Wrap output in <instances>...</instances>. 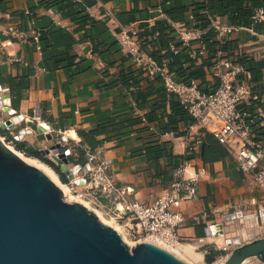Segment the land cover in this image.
<instances>
[{"label":"crops","instance_id":"0c3cea01","mask_svg":"<svg viewBox=\"0 0 264 264\" xmlns=\"http://www.w3.org/2000/svg\"><path fill=\"white\" fill-rule=\"evenodd\" d=\"M156 3L0 0V29L9 24L26 29L31 17L27 9L45 28L40 50L31 41L19 42L0 32V84L7 88L17 112L31 119L39 104L41 121L53 128L54 139L48 140L32 123L23 121L21 125L34 129L22 141L39 150L65 135L63 148L70 149L71 162L84 164L86 152H93L104 161L106 173L117 186L130 187L129 198L143 203L155 200L183 161L191 164L186 174L203 167L197 196L179 206L184 222L178 228V243L192 247V252L179 248L180 256L202 264L205 251L220 244L218 237L206 235L205 226L227 223L225 215L234 210L256 213L264 206V187L253 173L239 169L227 147L212 133L196 124L190 126L193 118L175 93L167 91L160 78L146 75L116 41L113 29L147 19L148 8ZM205 11L200 10L207 14L204 27L208 32L202 43L206 53L197 61L189 59L185 46L173 53L166 41H157L147 30L140 34L146 37L154 57L169 60L175 79H193L201 90L208 91L219 82L213 72L219 42L210 27L211 14ZM190 14L187 23L199 25ZM214 15L224 24L242 26L223 36V49L244 66L246 72L239 79L253 83L258 99L251 107V137L264 145V116L258 113L264 111V27L250 19L248 24H237L229 12ZM12 54L28 64L6 60ZM18 126L11 131L16 133ZM6 133L10 135V131ZM186 135L201 141L195 144L190 139V149Z\"/></svg>","mask_w":264,"mask_h":264},{"label":"built area","instance_id":"2783aa9c","mask_svg":"<svg viewBox=\"0 0 264 264\" xmlns=\"http://www.w3.org/2000/svg\"><path fill=\"white\" fill-rule=\"evenodd\" d=\"M156 1L154 6L148 8L150 15L147 19L128 22L113 29L116 41L146 75L160 78L165 89L175 93L177 99L193 118L190 126L196 124L212 133L227 147L239 169L253 173L254 179L264 187V145L251 137V123L254 117L249 109V106L258 99V95L254 91L253 83L246 79H239V76L246 72L244 66L223 49V36L242 26L224 24L218 16H209L210 27L215 30L219 42L213 60V72L219 82L214 88L203 91L193 79L189 82L175 79L168 68L169 60L154 57L146 37L140 33L150 29L154 36H158L159 31L153 30L151 26L157 20L166 21L172 30V38L168 40L171 51L178 53L185 46L189 59L197 61L206 53L202 43L208 28H200L193 23L189 25L187 20L173 21L165 12V5L169 3V0ZM26 13L31 16L26 29L9 24L4 29H0V32L19 42L31 41L35 48L40 50L41 35L45 28L36 21L30 10L27 9ZM190 18L193 20L192 14ZM250 18L252 22L260 23L264 27V7L261 5L253 7ZM6 60L28 64V61L16 54L8 55ZM258 113L264 116V111L259 109ZM44 127V132L53 133V128L49 124ZM6 131H10V140H16L15 133L11 129ZM190 139L195 144L201 141L199 137L192 138L191 135H186L190 149L193 148L189 142ZM86 153L90 156L86 160L89 163V169L85 174V183H76L73 180L81 177V170L65 182L77 193L76 196L88 198L90 203L103 206L108 216L121 221L124 231L132 239L131 241L126 239L129 243L149 237L179 241L178 228L184 222L179 206L183 201L197 196L199 177L204 172L203 167L186 174V167L191 164L188 161L179 163L172 172L169 184L161 194L152 202L143 203L135 197L129 198L130 187L115 184L114 179L106 173L107 166L104 161L98 159L91 151ZM251 202L255 203L256 199L252 197ZM263 207L260 205V208Z\"/></svg>","mask_w":264,"mask_h":264},{"label":"water","instance_id":"95a60500","mask_svg":"<svg viewBox=\"0 0 264 264\" xmlns=\"http://www.w3.org/2000/svg\"><path fill=\"white\" fill-rule=\"evenodd\" d=\"M6 90L0 85V129L19 125L14 138L21 140L34 129L21 123L30 122L48 140H53V133L44 132L39 104L33 119H27L11 105ZM66 140L62 134L39 151L58 178L62 173L68 181L81 170V177L73 180L85 183L89 163L71 162L70 149L63 148ZM236 218L248 222V241H241L234 223L205 226L206 235L224 237L226 245H234L221 264H245L252 256L264 262V207L256 213L232 211L224 220ZM0 264L190 263L151 238L129 243L115 226L81 200H67L60 186L41 167L15 153L0 138Z\"/></svg>","mask_w":264,"mask_h":264},{"label":"trees","instance_id":"16d2710c","mask_svg":"<svg viewBox=\"0 0 264 264\" xmlns=\"http://www.w3.org/2000/svg\"><path fill=\"white\" fill-rule=\"evenodd\" d=\"M169 2L171 3V5L170 7H165V12L170 19H172L173 21H184L187 18V14L191 13L194 18L197 19V21L199 22V25L197 26L200 28H205L204 25L206 24L207 16L206 13L205 15L200 12L201 9H205L207 13L211 15L229 12L233 22L237 24H248L249 19L251 20L250 16L252 8L259 5L264 7V0H169ZM151 28L153 30L155 29L159 31L158 36L153 35L154 38L157 39V41L160 39V41H166L168 43V40L172 37L171 28H169V26L167 25H164V23L160 20L155 21ZM146 30L152 33L150 29ZM207 32L208 30L204 34V38ZM44 33L45 32L43 31L41 35V41L44 37ZM209 40L212 41L213 39ZM251 107L252 105L249 106L250 111ZM0 131L4 133L2 129H0ZM10 138L11 136L9 135V139ZM13 142L18 149H21L27 155L37 157L41 161L46 162V164L48 163L49 166L51 165V163L46 159L44 155L40 153L39 150L27 145L22 140H13ZM60 176L64 181H66V178L62 173L60 174ZM216 253V249H209L208 253L205 255L206 261L212 262L215 258Z\"/></svg>","mask_w":264,"mask_h":264},{"label":"rangeland","instance_id":"374dc122","mask_svg":"<svg viewBox=\"0 0 264 264\" xmlns=\"http://www.w3.org/2000/svg\"><path fill=\"white\" fill-rule=\"evenodd\" d=\"M3 130V129H2ZM3 132L0 131V137H2V139L10 146H12L15 150L23 153L25 156H29L27 155L24 151H22L21 149H18L16 147V145L14 144V142L12 140L9 139V135L5 132V130H3ZM43 155V154H42ZM37 158V157H36ZM39 159V158H38ZM40 160V159H39ZM44 162V161H43ZM46 163V162H45ZM48 164V163H47ZM49 165V164H48ZM58 177V175H57ZM59 180L63 183H65L66 181H64L61 176L59 175ZM70 192L71 194L73 195H77V193L73 190V189H70ZM81 197V196H80ZM81 198H84L86 200H89L88 198H85V197H81ZM90 203V202H89ZM92 206L98 208L103 216V218L105 220H107L111 225H114V223L111 222V217L108 216L105 211L98 205L94 204V203H90ZM118 223H120L122 225V222L121 221H117ZM234 223L235 227L237 228V232L239 236H241V241L242 242H245V241H248L249 240V237L247 236V233L245 231L246 227L248 226V222L243 220L242 218H236L234 220H230L227 222V224H232ZM125 234V238L128 240V241H131L132 239L129 237V235L124 231L123 232ZM124 236V235H123ZM231 238H234L233 234H230ZM218 242L217 243H220L218 244V247H213V246H210L209 249H216L217 253L215 254V258L212 262H207L205 257H204V261L202 264H221V262L225 259V257L227 256V254L231 251V249L233 248V244H230V245H226L225 242H224V237H222V240L220 239V237H218ZM213 245H216V244H213ZM209 249H207V251H205V255L208 253ZM243 264V263H242ZM245 264H264V262H262L261 260H259L256 256H252V257H249L246 259V262Z\"/></svg>","mask_w":264,"mask_h":264},{"label":"bare ground","instance_id":"6f19581e","mask_svg":"<svg viewBox=\"0 0 264 264\" xmlns=\"http://www.w3.org/2000/svg\"><path fill=\"white\" fill-rule=\"evenodd\" d=\"M45 125V124H42ZM2 139V137H0ZM6 143V142H5ZM7 144V143H6ZM8 145V144H7ZM8 147H10V149H12L15 153H17L18 155H20L21 157L25 158L26 160H28L29 162L41 167L61 188L63 195L65 196V198L67 200H73V199H79L81 200L83 203H85L87 206H89L91 209H93L101 218H103L101 212L99 209H97L96 207L92 206L88 200L80 198L76 195L71 194L70 192V188L66 183H63L59 180V178L57 177V173L55 172V170L50 167L48 164H46L45 162L39 160L36 157L33 156H25L23 153L15 150L12 146L8 145ZM104 219V218H103ZM111 222L114 223L113 226H115L121 233L122 235H124L125 238V234L124 232V227L123 225H121L120 223H118L113 217H111ZM107 221V220H106ZM152 240L168 247L169 249H171L173 252H175L177 255H181L179 252V248L183 249L184 251L187 252H192V247L190 245H180V243H178L179 241H169L167 239H162V238H158V237H149ZM126 239V238H125ZM185 260H187L189 262V259L185 258ZM189 263L191 264H197L195 263L193 260H191Z\"/></svg>","mask_w":264,"mask_h":264}]
</instances>
